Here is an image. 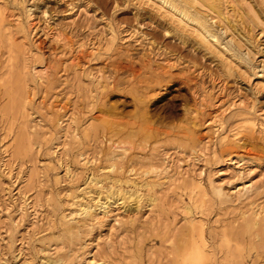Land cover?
<instances>
[{
  "label": "rangeland",
  "instance_id": "obj_1",
  "mask_svg": "<svg viewBox=\"0 0 264 264\" xmlns=\"http://www.w3.org/2000/svg\"><path fill=\"white\" fill-rule=\"evenodd\" d=\"M261 1L220 0L217 46L156 0H0V264H183L200 232L205 264H264ZM115 142L130 149L109 172ZM91 175L157 201L117 200L72 236L61 217Z\"/></svg>",
  "mask_w": 264,
  "mask_h": 264
},
{
  "label": "bare ground",
  "instance_id": "obj_2",
  "mask_svg": "<svg viewBox=\"0 0 264 264\" xmlns=\"http://www.w3.org/2000/svg\"><path fill=\"white\" fill-rule=\"evenodd\" d=\"M159 3H161V5L163 6H167V8L171 9L174 14H176V16L178 17L177 22L181 23V22H185L186 24H188L192 30L196 33V35L201 39V41L208 43L209 39H212L215 41V43L217 44V46H220L222 43L218 40V36L216 34V32H214L213 29V23L209 22V20H211L214 16H211L212 14L215 15L216 17H218L221 20H225L227 23H230L229 19L227 17H224L223 15V11L222 9L219 7V2L220 0H187L188 2L184 1V0H156ZM252 1V0H251ZM261 1V0H260ZM154 2V1H153ZM261 2H264L261 1ZM263 4V3H262ZM263 6V5H262ZM264 7V6H263ZM160 8V7H159ZM230 10L233 11L234 15L237 17L238 19L237 21H242V14L240 12V10L238 8L235 7V5L230 6ZM165 11V10H164ZM264 11V10H263ZM232 13V14H233ZM257 14V13H256ZM172 15V14H171ZM233 15V16H234ZM253 16H256L255 13L253 14ZM209 17V20H207L206 18ZM255 18V17H254ZM258 19V17H256ZM255 18V19H256ZM214 20V18H213ZM212 20V22H213ZM220 22V21H219ZM216 24V23H215ZM218 24V23H217ZM216 24V25H217ZM219 29H218V33L219 31L222 33L225 32L226 27H222L220 25H218ZM216 28V27H215ZM221 39V36H220ZM109 41V40H108ZM223 41V40H222ZM228 41V40H227ZM231 41V40H230ZM210 43V42H209ZM233 44L231 42L228 41V43H224L222 46V49L226 52L229 53L230 56L234 57L237 61H239L240 63H244L245 60L242 57L240 51H233ZM220 52V51H219ZM243 54V53H242ZM227 66V65H226ZM15 77V76H14ZM18 77V76H17ZM14 79V78H12ZM15 80V79H14ZM13 80V83H14ZM17 80V79H16ZM15 80V82H16ZM21 84V83H20ZM11 85H9L10 87ZM19 86V85H18ZM21 87V86H20ZM18 88V87H17ZM15 89V88H14ZM13 97V93L11 94ZM10 95V96H11ZM20 96V95H19ZM25 97V96H24ZM11 98V97H10ZM16 99V98H15ZM13 98L12 100V104L15 103V100ZM22 100V99H21ZM19 101V100H18ZM21 102V101H20ZM17 104V103H16ZM10 108V107H9ZM221 110V109H220ZM27 116V115H26ZM24 129V128H23ZM27 131V130H26ZM25 136V134H22ZM20 134V137L22 136ZM76 135V133H74V136ZM24 138V137H22ZM22 138H19L22 140ZM18 140V139H17ZM119 140V139H118ZM112 141L109 139V142ZM117 141V140H116ZM120 141V140H119ZM122 141V140H121ZM19 141H17L18 143ZM126 142V141H125ZM23 143V141L21 142V144ZM128 143V141H127ZM24 144V143H23ZM129 144V143H128ZM110 150L108 153H106L105 155L107 156V167H105L106 169L109 170V172H113L114 170H117L120 166H118V162L122 160V158L124 157L126 150L130 149L128 148L129 146H127V144L122 143V142H115L112 145H110ZM19 147V146H17ZM108 148V147H107ZM18 151V150H17ZM200 153V152H199ZM198 153V154H199ZM123 164V163H121ZM138 164V163H137ZM173 165V164H172ZM152 166V165H151ZM150 166V168H151ZM160 166V165H159ZM104 167V166H103ZM132 167V166H131ZM240 167V166H239ZM102 168V167H101ZM134 167H132L133 169ZM139 168V167H138ZM155 168V167H154ZM157 168V167H156ZM155 168V169H156ZM178 167H176L177 169ZM100 169V168H99ZM104 169V168H102ZM161 169V168H160ZM164 169V170H163ZM169 169V168H168ZM168 169L162 168V172H159L158 175L160 173L165 174ZM179 169V168H178ZM139 170V169H138ZM148 170V169H146ZM151 172L152 170L149 169ZM145 171V173H150V171ZM128 171H131L128 170ZM159 171V170H158ZM144 172V171H143ZM155 172V170H154ZM157 172V171H156ZM179 174V172H176ZM94 174V173H93ZM156 174V173H155ZM191 174V173H190ZM144 175V173H143ZM146 175V174H145ZM148 175V174H147ZM157 175V176H158ZM185 175V174H184ZM98 176V175H97ZM94 175H91L88 177V181H87V185L85 186L86 188L83 190V192L80 194V198H77V196H73L72 200L73 202L70 203L69 205L73 206V209L71 210V212L68 214V218L66 219L67 215H62L61 217V221L62 224L65 225V231L69 232V233H73L74 229L77 230V228H75V224H71L69 223V221H75L76 218L77 221H75V223L78 224H84L86 225V223H90V221H92L93 219L96 218V214H94V212L97 209H101L100 212H102L103 214H107L109 213L108 211V207L110 205V203H114L117 200H121L122 203L126 202V201H135L137 204V207L139 205V203L141 201H145L148 204H151L156 200V198L154 196H156V192L154 191V194H152V189L154 188V184H151L149 182H143L141 184L135 182L134 180L131 179H112L113 183H111L109 186H102V181L104 180L103 178L97 177ZM155 176V177H157ZM154 177V176H153ZM174 177V175H173ZM106 179L109 178L108 176L105 177ZM166 178V175H165ZM170 178V177H169ZM168 178V179H169ZM174 179V178H173ZM172 179V181H174ZM111 180V179H110ZM159 180V179H158ZM163 180V179H162ZM171 180V179H170ZM151 181V180H150ZM160 181V180H159ZM167 181V180H166ZM155 182V181H154ZM161 182V181H160ZM159 183V182H158ZM165 183V182H164ZM249 183V182H248ZM156 184V183H155ZM161 184V183H159ZM172 184V183H171ZM174 184V183H173ZM253 184V183H252ZM125 185V188L124 186ZM158 185V184H157ZM89 186V187H88ZM90 186H93L94 189H92ZM156 186V185H155ZM254 186L251 185V183L249 184H242L241 186L237 187V191L235 193L238 194H247L249 193ZM140 188H144L145 190L147 189L146 193H141V189ZM234 191V190H232ZM94 194H93V193ZM231 194V193H230ZM76 195V194H75ZM82 195V196H81ZM159 195V194H158ZM79 196V195H78ZM221 196V195H220ZM232 196V195H231ZM241 196V195H240ZM243 196V195H242ZM199 198V197H198ZM157 204V203H154ZM251 204V203H250ZM248 204V205H250ZM136 206V205H135ZM151 206V205H150ZM247 207V206H246ZM257 207V206H256ZM262 207H258L257 210L260 211H254L253 213V219L252 216L250 217L252 220H245L243 219V226L241 227V229H243V231L245 232H251L252 228L257 227L258 225V221L259 219L262 218L263 214L261 213L263 210ZM185 210L187 212L190 211V208L188 206L185 207ZM253 212V211H252ZM96 213V212H95ZM134 213V212H133ZM246 213V212H245ZM129 215V214H128ZM244 215V214H243ZM130 216V215H129ZM187 216V215H186ZM190 216V215H189ZM131 217V216H130ZM132 218V217H131ZM197 221V220H196ZM196 221L194 222V220L192 219H188L186 220L187 224L191 227V229H193L195 226L194 224L196 223ZM98 224V223H97ZM194 226V227H193ZM260 227V222H259V226H258V230ZM200 228V227H199ZM195 229V228H194ZM196 229L198 230V228L196 227ZM240 229V228H239ZM238 229V231H239ZM201 230V229H200ZM255 231V230H254ZM195 232V231H194ZM198 232V231H196ZM253 232V230H252ZM77 232L75 231L72 236L74 234H76ZM68 234V233H66ZM249 234H253V233H249ZM67 236V235H66ZM71 236V235H70ZM69 236V238H70ZM75 236V235H74ZM260 236V235H259ZM65 237V236H64ZM73 238V237H71ZM67 240V239H66ZM199 243L195 244L192 248L190 247L189 252L186 253L187 256L185 257L183 264H205V253H204V246L205 241L203 239L202 233L200 232L199 234ZM171 243V242H170ZM75 244V243H74ZM80 245V244H79ZM171 245V244H170ZM112 246V245H111ZM83 247V246H82ZM57 248V247H56ZM249 248V247H248ZM77 249V247H76ZM70 250V249H69ZM72 250V249H71ZM174 250V249H173ZM20 251V250H19ZM77 251V250H76ZM74 253V252H73ZM94 253V252H93ZM208 253V252H207ZM68 256V255H67ZM70 257V256H69ZM77 258V257H76ZM75 259V258H74ZM180 259V258H179ZM62 259L61 258H57L55 260H50V259H46L42 261L41 259V263L40 264H61ZM238 261V260H237ZM67 262V261H66ZM70 262V260H69ZM90 264L94 263L93 260H89L88 261ZM88 263V264H89ZM210 263V262H209ZM3 264H6V262H4ZM74 264V263H73ZM242 264V263H241Z\"/></svg>",
  "mask_w": 264,
  "mask_h": 264
}]
</instances>
